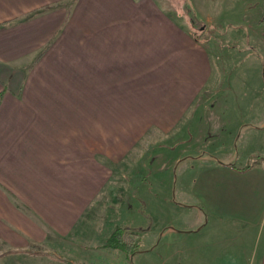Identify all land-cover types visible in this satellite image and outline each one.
I'll return each mask as SVG.
<instances>
[{"label": "crops", "instance_id": "crops-1", "mask_svg": "<svg viewBox=\"0 0 264 264\" xmlns=\"http://www.w3.org/2000/svg\"><path fill=\"white\" fill-rule=\"evenodd\" d=\"M181 6L0 0V264H26L17 256L38 247L63 248L78 264H127L125 251L107 245L119 227L109 226L122 172L154 140L189 133L208 101L213 52L200 34L206 29L196 33ZM212 119L213 132H222L223 123ZM240 136L174 160L191 166L179 200L165 188L155 192L149 179L163 211L180 204L194 213L178 228L172 221L153 225L157 244L145 243L152 228L137 229L141 250L133 261L144 250L167 249L165 259L182 264L172 242L221 230L236 245L228 254L206 245L207 264L218 254L215 264H264V152L256 158ZM172 183L176 193V179L163 176L169 193ZM199 249L191 246L184 259L202 264Z\"/></svg>", "mask_w": 264, "mask_h": 264}, {"label": "rangeland", "instance_id": "rangeland-1", "mask_svg": "<svg viewBox=\"0 0 264 264\" xmlns=\"http://www.w3.org/2000/svg\"><path fill=\"white\" fill-rule=\"evenodd\" d=\"M173 1L183 4L180 9L194 21L196 33H199L200 28L206 29L200 34L213 52V76L209 82V91L204 94V97L208 96V101L201 111L200 123L193 124L189 133L184 136L154 140L136 158L128 160L127 168L122 172L121 188L115 191V196L113 193V202L116 203L111 204L109 227H129L132 237L134 234L138 235L139 228H152L145 241L152 245L157 244L159 239L153 225L158 226L162 222L170 224L169 221H172L178 228L179 223L191 217L194 212L189 208H182L185 205L180 207V204L170 214L163 211L160 202L153 196L154 189L149 184V179L154 182L155 192H161L165 188L166 194L179 200L185 193L182 178L191 171V166L188 163L173 164L177 157L189 154L198 146H204L205 150L211 151L230 143L235 144L240 133L245 148L254 152L256 158L264 152V127L258 128L264 126V34L258 32L264 30V22L259 23L260 18L264 20V0ZM204 19L212 24L203 23ZM253 47H257L261 55L251 53ZM212 117L223 123L222 132H213L216 127L213 126ZM168 173L176 179V193L174 183L170 193L169 187L163 184V176ZM138 174L142 180L137 178ZM145 208L155 218L146 214ZM221 232L213 231L205 239L195 238L192 234L179 237L172 242L173 249L170 252L177 254V257L182 256V264H190L189 258L184 259V252L191 246L198 245L202 248V251L199 249L201 253L198 260L202 259V264H207L203 248L210 243H214V248H220L223 254L233 252L236 245L232 243L234 235L229 231ZM168 238L163 243L168 245ZM31 250L32 252H21L17 257L26 264H78L76 255L63 248L54 252L39 247ZM166 250H144L138 253L134 261L128 259L127 264H173L165 259ZM216 260L222 262L220 254L215 257L208 255V264H215L218 262ZM83 262L87 263L84 260Z\"/></svg>", "mask_w": 264, "mask_h": 264}, {"label": "trees", "instance_id": "trees-1", "mask_svg": "<svg viewBox=\"0 0 264 264\" xmlns=\"http://www.w3.org/2000/svg\"><path fill=\"white\" fill-rule=\"evenodd\" d=\"M130 234L132 232L129 227H119L111 233L107 240V245L122 249L127 254L128 259L132 261V256L141 250V245Z\"/></svg>", "mask_w": 264, "mask_h": 264}]
</instances>
